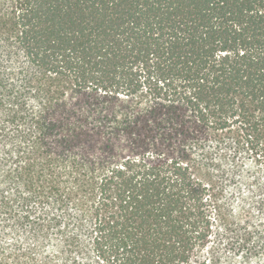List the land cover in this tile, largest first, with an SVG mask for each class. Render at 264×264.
<instances>
[{
    "label": "trees",
    "instance_id": "1",
    "mask_svg": "<svg viewBox=\"0 0 264 264\" xmlns=\"http://www.w3.org/2000/svg\"><path fill=\"white\" fill-rule=\"evenodd\" d=\"M0 264H264V0H0Z\"/></svg>",
    "mask_w": 264,
    "mask_h": 264
}]
</instances>
